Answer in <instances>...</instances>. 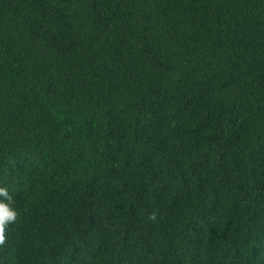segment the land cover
Returning <instances> with one entry per match:
<instances>
[{
	"label": "trees",
	"instance_id": "16d2710c",
	"mask_svg": "<svg viewBox=\"0 0 264 264\" xmlns=\"http://www.w3.org/2000/svg\"><path fill=\"white\" fill-rule=\"evenodd\" d=\"M0 264H264V0H0Z\"/></svg>",
	"mask_w": 264,
	"mask_h": 264
},
{
	"label": "clouds",
	"instance_id": "9594fccd",
	"mask_svg": "<svg viewBox=\"0 0 264 264\" xmlns=\"http://www.w3.org/2000/svg\"><path fill=\"white\" fill-rule=\"evenodd\" d=\"M17 210L13 206V198L5 187H0V244L5 240V228L17 220Z\"/></svg>",
	"mask_w": 264,
	"mask_h": 264
}]
</instances>
